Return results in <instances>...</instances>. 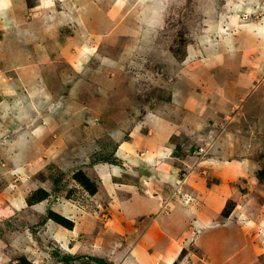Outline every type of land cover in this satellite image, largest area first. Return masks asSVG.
Here are the masks:
<instances>
[{
	"label": "rangeland",
	"instance_id": "obj_1",
	"mask_svg": "<svg viewBox=\"0 0 264 264\" xmlns=\"http://www.w3.org/2000/svg\"><path fill=\"white\" fill-rule=\"evenodd\" d=\"M222 133L239 173L224 195H246L208 232L236 211L235 235L189 228L180 264H264V0H0V264H120L140 238L155 251L163 218L134 211L179 200ZM197 170L196 191L217 182ZM162 178L178 184L166 199ZM45 191L44 214L25 206ZM53 204L74 234L52 231ZM85 233L107 252L85 253Z\"/></svg>",
	"mask_w": 264,
	"mask_h": 264
},
{
	"label": "crops",
	"instance_id": "obj_2",
	"mask_svg": "<svg viewBox=\"0 0 264 264\" xmlns=\"http://www.w3.org/2000/svg\"><path fill=\"white\" fill-rule=\"evenodd\" d=\"M25 96V95H24ZM196 130V129H195ZM225 138V133L216 139L214 143L212 144L213 150H211V154L213 156L211 158H206L205 160L198 162L199 164L195 166L196 171H191L189 172V175L187 176L186 183L184 182L181 186L182 188V197H177L179 200H174L171 202H167L166 207L160 208L161 204L159 201H155L153 199H148V207L147 209H139L141 210L139 213L137 211H134L136 215H143L142 213L144 212L145 214H159L160 217L163 218L164 222L162 225H160L161 230L164 232H167V236L164 239V242L161 241L158 244H155L156 250L153 252H150L145 249V244H140L143 243L142 238L138 240V242L134 243L133 250L131 255L126 256L123 260H121L120 264H180L179 257L175 258V252L176 248L180 246V243H178V240L182 241L183 238H185V241L187 242L186 238L188 239L189 243H192V240H197L195 237V229H199L201 231V236L205 235V241H203V244L213 237L219 236V239L221 240V235H235L233 232H231V222H232V217L235 216L236 211H234L230 217H225L224 220L226 221V225L224 227L226 228H216L213 229L212 231H209V228L211 223H213V217L217 218V213L221 208V204L228 198H231L232 200H236L238 197V189L240 190V195H246V193L241 192V188H238L236 186L235 194L232 197L224 195V189L223 187L227 185L228 180H234L237 176L238 170L236 169V164L233 162H227L225 159H221L220 155H223L226 150L225 147H222L221 144L224 146H228L226 141L223 143L222 139ZM24 142L21 143L22 145L20 146V150H18L21 155L20 158H27L30 159L33 157V150H34V144L32 141H30L27 137L24 135ZM24 155V156H23ZM177 166H182L181 164L177 163ZM247 164V163H246ZM205 166L206 168L212 169L214 175L216 174L217 182L212 183L209 186L205 185L204 190H195L192 186L194 185L193 182L197 177H192L194 174L198 173L197 169H201ZM184 168V166H182ZM186 168V167H185ZM247 167H245L246 169ZM246 172V171H245ZM245 173H242L239 178L242 179L241 181L244 182V178H246ZM247 176V175H246ZM199 177V176H198ZM176 178V177H175ZM175 178L173 181L167 182L166 179H160L164 180L162 181V191L163 192H158V196L161 198L168 197V195L172 194L175 192L177 189V183L175 181ZM240 179L238 181H240ZM180 180V178H178ZM175 181V182H174ZM201 184H204V179L202 178L201 180H198ZM161 182V181H160ZM237 184V183H236ZM159 185V184H158ZM157 186V185H156ZM235 186V185H234ZM246 186L243 185V187ZM155 187V185H154ZM155 191V190H154ZM193 191V194L191 192ZM238 191V192H237ZM32 192V191H30ZM157 192V191H156ZM231 193V192H230ZM229 193V194H230ZM177 194L175 195V197ZM199 197V199L197 198ZM52 198V195H50L47 199L30 204L28 195L25 197V203L27 207L33 208L34 210L43 213V210H47L48 208L45 206H48L46 202H49ZM190 198V200H189ZM164 201V200H163ZM46 204V205H45ZM58 205L56 202L54 203ZM54 204L51 205V211L58 212L56 211L58 209V206L54 207ZM164 206V205H163ZM45 208V209H44ZM43 209V210H42ZM167 210H170L171 212L169 213ZM168 212L167 214H164ZM231 213V212H230ZM44 214V213H43ZM73 222H75L73 219H69ZM53 221V220H52ZM229 224H228V223ZM56 223V222H55ZM52 224V231L54 232H66L69 234H74L76 232L77 226H75L72 229L66 228L60 224ZM56 225V227H55ZM192 228L193 232L195 233L192 235L188 229ZM208 229V230H207ZM234 231V230H233ZM86 232V229L85 231ZM211 232H214L213 234H210ZM140 236V234H138ZM201 236H199L201 238ZM208 236V237H207ZM207 237V238H206ZM97 239V238H96ZM96 239H93V236H90L88 233H85V243L87 244V248H90L88 251H84L85 253H90L93 254V246L96 244L97 246L103 247L105 251L104 253L107 252L106 248L107 244L105 241L98 242ZM74 241H71L68 247L70 248L71 255H69L71 258L73 257L74 254H77L78 251L73 248H79L81 247L82 244H80L77 239H73ZM140 241V242H139ZM187 242V243H188ZM198 242V241H197ZM66 245V243H65ZM124 245V243H123ZM187 245V244H186ZM114 246V245H113ZM126 246V245H124ZM145 246V247H144ZM184 247V245H182ZM115 247V246H114ZM158 247V248H157ZM181 247V248H183ZM83 248V247H82ZM85 248V247H84ZM102 248V250H103ZM83 253V252H80ZM181 253V251H180ZM73 254V255H72ZM108 254V253H107ZM110 259L113 261L116 255L115 253H110ZM108 255V256H109ZM180 255V254H179ZM102 257V256H97ZM116 262V261H113ZM182 264H189V259H185L184 262H181ZM201 264L200 261H197L196 259L190 260V264ZM115 264V263H114Z\"/></svg>",
	"mask_w": 264,
	"mask_h": 264
},
{
	"label": "trees",
	"instance_id": "obj_3",
	"mask_svg": "<svg viewBox=\"0 0 264 264\" xmlns=\"http://www.w3.org/2000/svg\"><path fill=\"white\" fill-rule=\"evenodd\" d=\"M45 196H43V197H40V199H38V200H36L35 202H30V199H29V203L30 204H33V203H36V202H39V201H42V200H45V199H47L48 197H49V194H48V192L47 191H45ZM33 196L34 195H32V198H33ZM31 198V199H32ZM52 214H54V216H50V219L51 220H53L54 222H56V223H58V224H60V225H62V226H64V227H66V228H70V229H72L73 227H74V222L73 221H71V220H69L68 218H65V217H63L62 215H60V214H58V213H56V212H54V211H52L51 212ZM56 217V218H55ZM58 219V220H57ZM59 219H62L63 221L65 220L69 225H67V224H65V223H63V222H61V221H59ZM65 258V257H64ZM94 260L97 262V263H99V264H113V263H108V261L107 260H105V259H98V258H94Z\"/></svg>",
	"mask_w": 264,
	"mask_h": 264
}]
</instances>
